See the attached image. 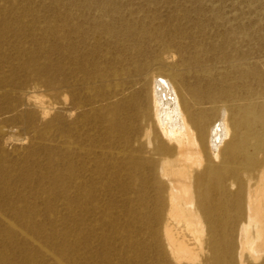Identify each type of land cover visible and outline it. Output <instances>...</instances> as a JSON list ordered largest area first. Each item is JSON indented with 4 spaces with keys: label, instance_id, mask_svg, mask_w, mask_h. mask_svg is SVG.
I'll return each instance as SVG.
<instances>
[{
    "label": "rangeland",
    "instance_id": "rangeland-1",
    "mask_svg": "<svg viewBox=\"0 0 264 264\" xmlns=\"http://www.w3.org/2000/svg\"><path fill=\"white\" fill-rule=\"evenodd\" d=\"M157 73L264 103V0H0V264H168L124 158Z\"/></svg>",
    "mask_w": 264,
    "mask_h": 264
},
{
    "label": "bare ground",
    "instance_id": "bare-ground-1",
    "mask_svg": "<svg viewBox=\"0 0 264 264\" xmlns=\"http://www.w3.org/2000/svg\"><path fill=\"white\" fill-rule=\"evenodd\" d=\"M149 82L124 158L168 264H264V103Z\"/></svg>",
    "mask_w": 264,
    "mask_h": 264
}]
</instances>
